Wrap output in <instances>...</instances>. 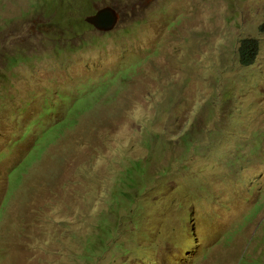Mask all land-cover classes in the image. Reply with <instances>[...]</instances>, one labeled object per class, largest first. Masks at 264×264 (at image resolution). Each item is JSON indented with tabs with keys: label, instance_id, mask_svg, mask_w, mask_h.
<instances>
[{
	"label": "rangeland",
	"instance_id": "1",
	"mask_svg": "<svg viewBox=\"0 0 264 264\" xmlns=\"http://www.w3.org/2000/svg\"><path fill=\"white\" fill-rule=\"evenodd\" d=\"M145 159L144 229L88 261ZM96 261L264 264V0H0V264Z\"/></svg>",
	"mask_w": 264,
	"mask_h": 264
},
{
	"label": "trees",
	"instance_id": "2",
	"mask_svg": "<svg viewBox=\"0 0 264 264\" xmlns=\"http://www.w3.org/2000/svg\"><path fill=\"white\" fill-rule=\"evenodd\" d=\"M88 27L91 26L88 25ZM258 52L259 43L257 40L252 38L242 40L238 50L240 63L243 66H251L256 61ZM180 140L185 147L192 149L194 140L190 134H185ZM153 161L152 159L140 160L125 172V183L114 194L109 206L99 214L94 232L85 235L84 248L88 261L93 262L92 260L101 253L105 257L113 247H116L121 253L127 252L128 248L122 238L139 235L144 229L146 208L140 204L139 199L144 197V190H148L145 177L150 173ZM31 165L32 163L29 166ZM20 173L23 177V171ZM166 173H168V166H163L159 175L162 177ZM5 204L6 202L3 203L4 208ZM27 210L35 211L36 205ZM94 264H98V262L96 261Z\"/></svg>",
	"mask_w": 264,
	"mask_h": 264
},
{
	"label": "water",
	"instance_id": "3",
	"mask_svg": "<svg viewBox=\"0 0 264 264\" xmlns=\"http://www.w3.org/2000/svg\"><path fill=\"white\" fill-rule=\"evenodd\" d=\"M120 14L112 6H105L98 9L94 14L85 18V21L102 33H108L120 23Z\"/></svg>",
	"mask_w": 264,
	"mask_h": 264
},
{
	"label": "clouds",
	"instance_id": "4",
	"mask_svg": "<svg viewBox=\"0 0 264 264\" xmlns=\"http://www.w3.org/2000/svg\"><path fill=\"white\" fill-rule=\"evenodd\" d=\"M108 6H110V5H108ZM102 7H105V6H102ZM102 7H100V8H102ZM100 8H99V9H100ZM97 10H98V9H96L93 13H90V12H89V14L86 13L87 15L84 16V18H83L82 21L85 22L86 24H88V23L85 21V18H86L87 16H89V15L94 14ZM120 18H121V17H120ZM120 21H121V20H120ZM119 24H120V23H119ZM88 25L91 26L90 24H88ZM92 27H93V26H92Z\"/></svg>",
	"mask_w": 264,
	"mask_h": 264
}]
</instances>
